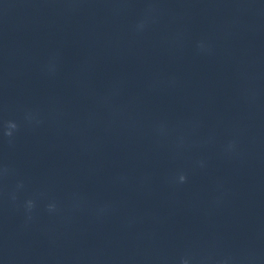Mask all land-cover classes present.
Instances as JSON below:
<instances>
[{
    "label": "water",
    "instance_id": "1",
    "mask_svg": "<svg viewBox=\"0 0 264 264\" xmlns=\"http://www.w3.org/2000/svg\"><path fill=\"white\" fill-rule=\"evenodd\" d=\"M0 264H264V0H0Z\"/></svg>",
    "mask_w": 264,
    "mask_h": 264
},
{
    "label": "clouds",
    "instance_id": "2",
    "mask_svg": "<svg viewBox=\"0 0 264 264\" xmlns=\"http://www.w3.org/2000/svg\"><path fill=\"white\" fill-rule=\"evenodd\" d=\"M16 127H17V125L14 122H9L8 125H7V130L5 132V135L11 136L12 135V130L16 129ZM180 180H181V182H183L185 180V177L182 175L180 177ZM28 206H29V208H31V206H32V202L31 201L28 202Z\"/></svg>",
    "mask_w": 264,
    "mask_h": 264
}]
</instances>
